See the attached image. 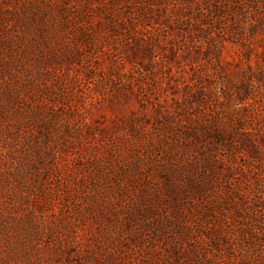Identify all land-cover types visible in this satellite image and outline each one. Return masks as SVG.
Listing matches in <instances>:
<instances>
[{"label": "rangeland", "instance_id": "374dc122", "mask_svg": "<svg viewBox=\"0 0 264 264\" xmlns=\"http://www.w3.org/2000/svg\"><path fill=\"white\" fill-rule=\"evenodd\" d=\"M0 264H264V0H0Z\"/></svg>", "mask_w": 264, "mask_h": 264}]
</instances>
